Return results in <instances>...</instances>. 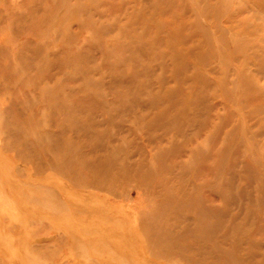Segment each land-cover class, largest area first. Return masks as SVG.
Returning a JSON list of instances; mask_svg holds the SVG:
<instances>
[{
  "label": "rangeland",
  "instance_id": "rangeland-1",
  "mask_svg": "<svg viewBox=\"0 0 264 264\" xmlns=\"http://www.w3.org/2000/svg\"><path fill=\"white\" fill-rule=\"evenodd\" d=\"M0 264H264V0H0Z\"/></svg>",
  "mask_w": 264,
  "mask_h": 264
}]
</instances>
